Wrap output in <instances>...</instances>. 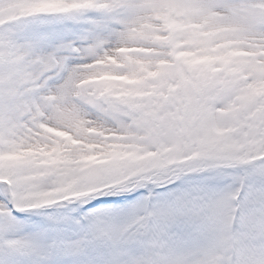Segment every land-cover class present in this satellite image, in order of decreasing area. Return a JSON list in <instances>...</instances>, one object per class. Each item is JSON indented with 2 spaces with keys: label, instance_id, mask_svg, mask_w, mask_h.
Instances as JSON below:
<instances>
[{
  "label": "snow or ice",
  "instance_id": "6c2138e0",
  "mask_svg": "<svg viewBox=\"0 0 264 264\" xmlns=\"http://www.w3.org/2000/svg\"><path fill=\"white\" fill-rule=\"evenodd\" d=\"M0 264H264V0H0Z\"/></svg>",
  "mask_w": 264,
  "mask_h": 264
}]
</instances>
